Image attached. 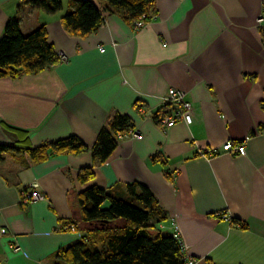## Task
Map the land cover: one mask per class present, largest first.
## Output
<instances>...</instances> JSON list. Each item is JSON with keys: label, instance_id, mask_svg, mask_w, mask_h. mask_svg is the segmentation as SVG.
Masks as SVG:
<instances>
[{"label": "crops", "instance_id": "1", "mask_svg": "<svg viewBox=\"0 0 264 264\" xmlns=\"http://www.w3.org/2000/svg\"><path fill=\"white\" fill-rule=\"evenodd\" d=\"M27 1L0 0V39L12 19L22 34L45 26L67 62L0 78V145L15 147L0 154V264H52L81 237L65 225L85 227L79 194L130 184L151 191L167 218L159 230L177 234L195 264H264V0H155L142 29L104 14L85 38L61 25L69 0H55L62 10L51 15ZM170 89L191 104V125L156 122ZM115 115L142 138L117 139L88 184L78 175L93 165L90 150L41 162L18 150L19 133L31 148L74 136L90 149ZM229 141L245 155L222 151ZM31 190L45 199L24 204Z\"/></svg>", "mask_w": 264, "mask_h": 264}, {"label": "trees", "instance_id": "2", "mask_svg": "<svg viewBox=\"0 0 264 264\" xmlns=\"http://www.w3.org/2000/svg\"><path fill=\"white\" fill-rule=\"evenodd\" d=\"M99 2L103 3L102 7L91 0H69L67 12L60 18L65 32L85 38L103 25L104 14H118L133 26L142 17L149 22L155 12V0ZM27 3L49 15L62 10L60 1L29 0ZM56 63L60 61L49 43L45 26L22 34L19 19L7 23L0 39V78L18 79L37 74ZM130 130L131 119L115 115L100 130L90 149L74 136L31 148L27 136L19 133L21 145L18 150L24 151L35 162L45 161L56 154L78 155L90 150L93 165L81 169L78 175V181L85 185L94 179L95 166L105 163L116 149L118 135ZM14 149L0 145V154ZM119 189L106 191L91 186L79 194L81 223L85 227L79 226L78 222L65 225L68 231L70 228L81 229V237L59 249L52 264H185L179 238L163 235L158 228L167 218L151 191L140 184L127 185L125 192Z\"/></svg>", "mask_w": 264, "mask_h": 264}, {"label": "built area", "instance_id": "3", "mask_svg": "<svg viewBox=\"0 0 264 264\" xmlns=\"http://www.w3.org/2000/svg\"><path fill=\"white\" fill-rule=\"evenodd\" d=\"M257 26L260 28L261 33L264 35V15H260L256 20ZM146 25L144 21V17L140 18L136 23L133 25V29L138 31L142 29ZM59 61L61 63L67 62L66 55L62 53H57ZM143 112L142 109L139 110ZM182 120L187 126L192 124V109L191 104L187 102L184 98V94L178 90L170 89L165 97H163L161 102V110L158 112L156 117V122L163 128H170L173 127L178 121ZM126 135V134H125ZM125 135H118V139H121ZM127 135H129L133 139H141L137 132L130 130L128 131ZM222 151L229 153L231 155L236 156H244L245 155V146L242 143L238 142H226L223 147ZM217 154L216 150H206L205 155L207 157H212L213 155ZM23 196V203L26 205H30L36 203L37 201L44 200V196L36 191L31 190L27 194H22ZM69 231L74 232L73 228H70ZM175 237L178 238V235L175 234ZM185 264H195V260L185 256Z\"/></svg>", "mask_w": 264, "mask_h": 264}, {"label": "rangeland", "instance_id": "4", "mask_svg": "<svg viewBox=\"0 0 264 264\" xmlns=\"http://www.w3.org/2000/svg\"><path fill=\"white\" fill-rule=\"evenodd\" d=\"M65 14V12H62V16ZM128 132H126L125 134H127ZM125 134H123V135H125ZM161 233L163 234V235H168V233H166L165 231H161Z\"/></svg>", "mask_w": 264, "mask_h": 264}]
</instances>
